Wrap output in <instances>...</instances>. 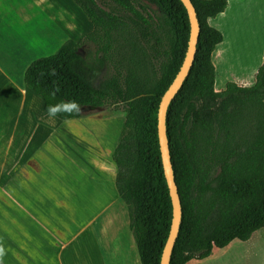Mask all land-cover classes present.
Returning <instances> with one entry per match:
<instances>
[{
	"label": "trees",
	"instance_id": "trees-1",
	"mask_svg": "<svg viewBox=\"0 0 264 264\" xmlns=\"http://www.w3.org/2000/svg\"><path fill=\"white\" fill-rule=\"evenodd\" d=\"M93 25L34 60L23 82L49 105L75 101L61 121L84 109L119 108L124 121L112 160L115 187L129 212L141 264H160L173 207L157 132L161 98L177 75L190 23L180 0H73ZM199 23L191 69L166 117V132L182 216L170 264L201 261L214 248L247 242L264 228V55L250 87L229 82L216 92L211 60L222 34L208 24L227 0H190ZM89 42L96 56L79 51Z\"/></svg>",
	"mask_w": 264,
	"mask_h": 264
},
{
	"label": "crops",
	"instance_id": "crops-1",
	"mask_svg": "<svg viewBox=\"0 0 264 264\" xmlns=\"http://www.w3.org/2000/svg\"><path fill=\"white\" fill-rule=\"evenodd\" d=\"M75 5L73 0H0V140L5 152L11 151L9 110L12 95L16 94L22 107L37 110L27 112L19 126L25 142L23 149L67 153L68 188L57 206L69 225L62 227L64 236L54 233L51 226L50 232L44 225L35 226V231L39 229L53 239L52 264H141L129 228L127 206L115 187L112 153L116 145L115 140L110 145L106 125L113 115L108 118L101 112H86L67 121L49 117L43 110L42 99L23 82L24 72L34 60L52 56L67 42H79L93 31L89 19ZM222 45L223 41L211 57L215 91H223L229 82L252 86L255 75L250 81L218 75L216 62L221 61ZM262 62L263 57L253 74ZM26 91L33 100L25 98ZM121 118L123 121L124 116ZM61 130L67 131L68 136L61 135L63 140L57 142L53 137ZM95 132L98 137L92 134ZM51 215L54 220L56 217ZM29 233L34 231L29 229L25 237L21 236V256ZM191 262L196 261L187 264Z\"/></svg>",
	"mask_w": 264,
	"mask_h": 264
},
{
	"label": "rangeland",
	"instance_id": "rangeland-1",
	"mask_svg": "<svg viewBox=\"0 0 264 264\" xmlns=\"http://www.w3.org/2000/svg\"><path fill=\"white\" fill-rule=\"evenodd\" d=\"M227 2L222 14L208 20V24L223 36L221 61L216 62L218 75L250 81L264 53V0ZM75 8L79 10L76 5ZM95 51V45L86 42L79 53L89 60L96 56ZM25 98L34 99L27 91ZM9 111L12 114L11 151L5 152L0 140V264H20L21 259L23 264H52L53 239L39 229L35 231V226L44 225L49 232L52 228L54 233L64 236L62 227L69 225L61 218L62 210L57 206L68 188L67 153L26 152L19 126L27 112L36 113L37 110H26L13 94ZM86 112H101L107 117L113 115L106 125L110 145L113 140L116 145L124 121L122 108L84 109L81 116ZM92 134L99 136L98 132ZM61 135L68 136V133L61 130L53 139L59 142L63 140ZM51 214L56 217L54 220ZM29 229L34 234L29 233L21 256V236L25 237ZM190 264H264V228L247 242L234 240L223 249L214 248L209 258Z\"/></svg>",
	"mask_w": 264,
	"mask_h": 264
},
{
	"label": "water",
	"instance_id": "water-1",
	"mask_svg": "<svg viewBox=\"0 0 264 264\" xmlns=\"http://www.w3.org/2000/svg\"><path fill=\"white\" fill-rule=\"evenodd\" d=\"M183 6L186 9L189 23H190V36L188 41V46L186 50V54L183 60V63L175 76L174 80L168 87V89L163 94L157 115V132H158V140L159 147L161 152L162 164L164 175L166 178L167 186L169 189V194L171 198V203L173 207V217L171 222V227L169 231L168 238L164 245L160 264H170V258L172 254V250L174 248L176 239L178 237L181 216H182V207L180 202V197L177 190V185L175 183L174 171L172 168L171 158H170V149H169V141L167 138L166 132V117L168 108L182 88V85L191 69V66L194 61L196 45L199 36V23L197 20L195 9L190 0H180Z\"/></svg>",
	"mask_w": 264,
	"mask_h": 264
},
{
	"label": "clouds",
	"instance_id": "clouds-1",
	"mask_svg": "<svg viewBox=\"0 0 264 264\" xmlns=\"http://www.w3.org/2000/svg\"><path fill=\"white\" fill-rule=\"evenodd\" d=\"M60 111H66L71 113L73 111L79 112L80 109L75 101H68L61 105H49L47 108V115L49 117H55Z\"/></svg>",
	"mask_w": 264,
	"mask_h": 264
}]
</instances>
